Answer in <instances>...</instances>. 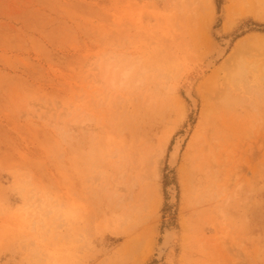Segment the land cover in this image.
<instances>
[{
  "label": "rangeland",
  "instance_id": "obj_1",
  "mask_svg": "<svg viewBox=\"0 0 264 264\" xmlns=\"http://www.w3.org/2000/svg\"><path fill=\"white\" fill-rule=\"evenodd\" d=\"M258 5L0 0V264H264Z\"/></svg>",
  "mask_w": 264,
  "mask_h": 264
},
{
  "label": "bare ground",
  "instance_id": "obj_2",
  "mask_svg": "<svg viewBox=\"0 0 264 264\" xmlns=\"http://www.w3.org/2000/svg\"><path fill=\"white\" fill-rule=\"evenodd\" d=\"M258 1H259V5H258L259 7H258V10H256V12H255L256 15H255L254 18H256L257 20H260V21H264V0H258ZM209 2H210V0H209ZM230 43H231V40L230 39H223L222 46L220 47V49L216 53L215 57L212 58V59H208V61L206 60V70L207 69L210 70L212 68V66L215 65L216 61L220 60L221 58H223L226 55L227 50L230 47ZM240 70L242 71L241 67H240ZM126 74L127 73L124 72V74L122 75V81H123V78H125ZM140 82H141V78H140ZM191 91H192L191 89H189V90L186 89V95H187V98L192 103V105L195 107L196 101L193 98V96L191 94ZM184 137H179V138L177 137V140H176L175 144L172 146L173 148L170 151L171 154H170V159H169L170 160V163L169 164L172 167H174L177 164V161H178V158L180 156V153H181V150H182V146H183V143H184V139H185ZM167 145H168L167 142L163 145V148L161 150V154L162 155L168 150ZM168 192H169L170 198L172 200L171 202H173V201L175 202V199H176V189L174 188V186L171 187V188H169V191ZM175 239H176L175 238V232L172 229L165 231V235H164V239H163L164 241L161 244V246L158 248L159 249L158 256L160 258L163 255H166V252L171 247V245H172V243L174 242ZM169 263H170V261H169Z\"/></svg>",
  "mask_w": 264,
  "mask_h": 264
}]
</instances>
